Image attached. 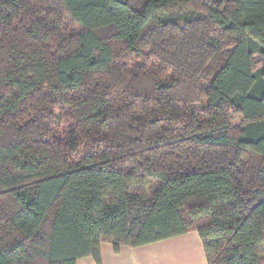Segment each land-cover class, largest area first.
I'll use <instances>...</instances> for the list:
<instances>
[{"label": "trees", "instance_id": "1", "mask_svg": "<svg viewBox=\"0 0 264 264\" xmlns=\"http://www.w3.org/2000/svg\"><path fill=\"white\" fill-rule=\"evenodd\" d=\"M191 232L264 264V0H0V264Z\"/></svg>", "mask_w": 264, "mask_h": 264}, {"label": "crops", "instance_id": "2", "mask_svg": "<svg viewBox=\"0 0 264 264\" xmlns=\"http://www.w3.org/2000/svg\"><path fill=\"white\" fill-rule=\"evenodd\" d=\"M101 264H209L201 237L197 232L163 240L138 248L121 247L119 252L111 243L100 249ZM77 264H97L84 258Z\"/></svg>", "mask_w": 264, "mask_h": 264}, {"label": "rangeland", "instance_id": "3", "mask_svg": "<svg viewBox=\"0 0 264 264\" xmlns=\"http://www.w3.org/2000/svg\"><path fill=\"white\" fill-rule=\"evenodd\" d=\"M43 4H44V3H43ZM54 5H55V7H56V10L58 9V12H59L60 14H62V13L60 12V10H59V8H58L56 2H54ZM62 23H63L62 30L65 31V33H66L67 31H68V32H71V33H75V32H79V31H81V28H80L79 26H77L75 23H73V22L69 19V17H67L66 15H64V16L62 17ZM102 33H103V32H102ZM105 34H108V33L104 32V35H105ZM131 59H132V57H131ZM140 65H142V61H136V62H135V66H136V67H139ZM140 85H141L140 87H143V88H147V89H150V88H151V85H150L148 79L141 80ZM26 122H28V121H26ZM151 187H153V184L151 185Z\"/></svg>", "mask_w": 264, "mask_h": 264}]
</instances>
